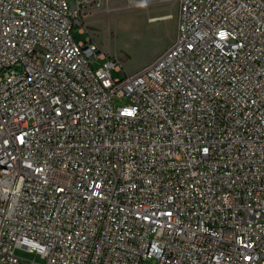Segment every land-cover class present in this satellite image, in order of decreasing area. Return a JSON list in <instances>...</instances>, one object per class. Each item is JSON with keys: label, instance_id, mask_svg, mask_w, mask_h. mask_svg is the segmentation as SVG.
<instances>
[{"label": "built area", "instance_id": "built-area-1", "mask_svg": "<svg viewBox=\"0 0 264 264\" xmlns=\"http://www.w3.org/2000/svg\"><path fill=\"white\" fill-rule=\"evenodd\" d=\"M107 1L0 0V264H264V0H176L122 80Z\"/></svg>", "mask_w": 264, "mask_h": 264}, {"label": "rangeland", "instance_id": "rangeland-1", "mask_svg": "<svg viewBox=\"0 0 264 264\" xmlns=\"http://www.w3.org/2000/svg\"><path fill=\"white\" fill-rule=\"evenodd\" d=\"M177 9L176 0H108L91 10L83 23L99 50L106 57L120 60L121 71L111 70V74L122 80L125 75H132L153 63L171 45ZM164 15L168 16L161 18ZM79 28L75 27L73 35L77 41H84L88 35L79 34ZM101 63L97 60L94 66ZM15 255L25 261L43 263L39 255L24 250L17 249Z\"/></svg>", "mask_w": 264, "mask_h": 264}, {"label": "crops", "instance_id": "crops-1", "mask_svg": "<svg viewBox=\"0 0 264 264\" xmlns=\"http://www.w3.org/2000/svg\"><path fill=\"white\" fill-rule=\"evenodd\" d=\"M168 15H164V16H162L161 18H166ZM160 18V19H161ZM155 19H159V18H153L152 20H155Z\"/></svg>", "mask_w": 264, "mask_h": 264}, {"label": "water", "instance_id": "water-1", "mask_svg": "<svg viewBox=\"0 0 264 264\" xmlns=\"http://www.w3.org/2000/svg\"><path fill=\"white\" fill-rule=\"evenodd\" d=\"M72 8H73V6H72Z\"/></svg>", "mask_w": 264, "mask_h": 264}]
</instances>
